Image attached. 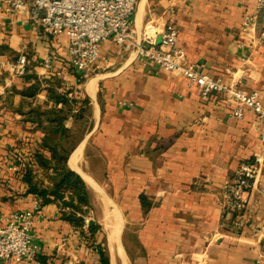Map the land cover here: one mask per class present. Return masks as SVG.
Wrapping results in <instances>:
<instances>
[{"label":"crops","instance_id":"1","mask_svg":"<svg viewBox=\"0 0 264 264\" xmlns=\"http://www.w3.org/2000/svg\"><path fill=\"white\" fill-rule=\"evenodd\" d=\"M249 11H257V0H137L134 37L160 42L173 22L191 61L248 93L259 90L264 101V7L245 31ZM69 44L67 35L32 21L28 8L0 10V212L39 203L32 228L38 256L29 264H101L100 227L89 229L90 212L78 226L58 201L43 202L31 190L54 185L53 167L38 160L53 155L44 144L52 108L67 115L68 166L89 188L76 165L95 180L108 219L122 215L121 264H264V162L244 213L225 210V185L241 163L264 157V118L250 108L235 116L226 92L204 98L185 75L111 39L100 43L99 67L76 70ZM21 53L29 58L25 75L14 72ZM47 55L51 68L42 65Z\"/></svg>","mask_w":264,"mask_h":264},{"label":"built area","instance_id":"2","mask_svg":"<svg viewBox=\"0 0 264 264\" xmlns=\"http://www.w3.org/2000/svg\"><path fill=\"white\" fill-rule=\"evenodd\" d=\"M4 5L18 10L29 9L30 18L53 34H65L70 39V65L84 71L93 65L99 67L100 43L111 39L119 44L135 46L139 54L157 63L160 67L185 75L199 86L204 98L213 91L226 92L234 99L233 114L242 118L247 108L264 118V101L259 90L248 93L239 87L225 83L204 70V63L193 62L187 51L178 45L179 31L173 22H168L162 31L161 41L147 34L141 40L134 37V14L137 0H0ZM264 7V0H257V11L247 12L243 29L253 28L257 12ZM264 42V33L259 37ZM54 56L47 55L42 65L53 66ZM29 58L21 53L15 62L14 72L25 75ZM264 138V134H263ZM264 162L262 154L254 161L242 162L236 176L225 185V210L242 215L248 204V192L257 178ZM39 213V203L32 209H15L0 212V259L16 260L17 264H29L38 256V245L32 228ZM86 224L89 218H86Z\"/></svg>","mask_w":264,"mask_h":264},{"label":"trees","instance_id":"3","mask_svg":"<svg viewBox=\"0 0 264 264\" xmlns=\"http://www.w3.org/2000/svg\"><path fill=\"white\" fill-rule=\"evenodd\" d=\"M51 96L56 100L68 101L65 95H59L56 91H51ZM51 124L45 136L44 144L51 149L53 155L48 158L42 154L39 155V162L44 167H53L54 185L52 187H41L33 185L31 190L37 192L43 202L56 200L59 202L63 216L78 226L86 225L85 216L91 208V198L89 187L84 178L67 164L69 153L72 149V140L69 139V129L65 126L67 117L64 109L52 108ZM63 138H66L63 141ZM89 229L96 231L100 225L98 223H89ZM101 253V264H110V259L105 253L101 244H98Z\"/></svg>","mask_w":264,"mask_h":264},{"label":"rangeland","instance_id":"4","mask_svg":"<svg viewBox=\"0 0 264 264\" xmlns=\"http://www.w3.org/2000/svg\"><path fill=\"white\" fill-rule=\"evenodd\" d=\"M89 191H90V198H91V208L89 210L90 213L88 214V216L94 219L96 223L100 225L102 247L105 253L108 255L109 259L112 257V259L115 260V258H113L112 256V251L110 249L111 246H110V240H109V233L111 229H114L115 235L119 237V244H121L120 246L121 248L119 249L117 248L118 251L116 253L118 254L122 250V242L120 239V233L122 230V223H123L122 215L120 213L121 220L120 218L114 221L108 219L107 215H110L109 208H107L106 210L105 204L102 203V200L100 199L99 195L93 188L90 187ZM113 206L115 207L114 214L119 216L117 212V209H118L117 206L116 205H113ZM117 262H118L117 264H121V256L119 254L117 255Z\"/></svg>","mask_w":264,"mask_h":264},{"label":"bare ground","instance_id":"5","mask_svg":"<svg viewBox=\"0 0 264 264\" xmlns=\"http://www.w3.org/2000/svg\"><path fill=\"white\" fill-rule=\"evenodd\" d=\"M82 153H83V144H81L79 147H77V149L74 151V153L72 154V158H71V164L75 166V162H80L81 158H82ZM77 168H79L81 171V173L84 175L85 179L95 188V190L98 192V195L100 197H102V201L105 204V208L107 210V204H106V200L104 198V195L102 194L101 190L99 189L97 183L95 182V180L88 174L86 173L84 170H82V168L80 167V164L76 165ZM92 187V188H93ZM109 240H110V249L112 251V256L113 258H115L114 261L117 260V248H121V244H119V237L117 235H115L114 233V229H111L110 233H109ZM127 260V259H126Z\"/></svg>","mask_w":264,"mask_h":264},{"label":"water","instance_id":"6","mask_svg":"<svg viewBox=\"0 0 264 264\" xmlns=\"http://www.w3.org/2000/svg\"><path fill=\"white\" fill-rule=\"evenodd\" d=\"M93 222H94V220L91 221V223H93Z\"/></svg>","mask_w":264,"mask_h":264}]
</instances>
